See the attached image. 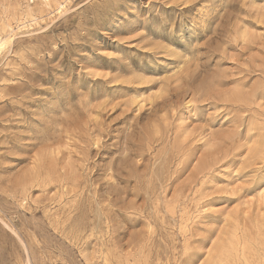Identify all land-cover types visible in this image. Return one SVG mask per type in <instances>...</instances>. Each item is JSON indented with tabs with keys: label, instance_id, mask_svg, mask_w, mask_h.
Listing matches in <instances>:
<instances>
[{
	"label": "rangeland",
	"instance_id": "obj_1",
	"mask_svg": "<svg viewBox=\"0 0 264 264\" xmlns=\"http://www.w3.org/2000/svg\"><path fill=\"white\" fill-rule=\"evenodd\" d=\"M0 264H264V0H0Z\"/></svg>",
	"mask_w": 264,
	"mask_h": 264
}]
</instances>
